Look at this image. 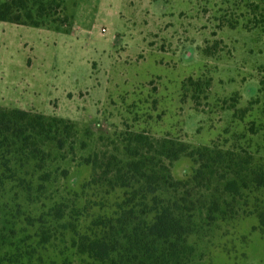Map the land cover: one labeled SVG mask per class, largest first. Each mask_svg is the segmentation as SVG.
I'll return each instance as SVG.
<instances>
[{"label": "rangeland", "instance_id": "obj_1", "mask_svg": "<svg viewBox=\"0 0 264 264\" xmlns=\"http://www.w3.org/2000/svg\"><path fill=\"white\" fill-rule=\"evenodd\" d=\"M247 1L260 0H67V30L0 21V105L67 117L78 130L74 153H53L48 171L37 172L48 179L37 196L121 194L83 188L92 167L81 158L121 154L126 130L192 146L239 145L264 166V22L256 26L264 4L254 13ZM222 17L256 28L220 27ZM216 42V53L205 55ZM207 76L211 87L198 102L184 84ZM235 100L236 116L226 108ZM194 166L182 155L171 172L186 179ZM243 194L236 219L206 238L189 237L202 264H264L254 212L264 208V188ZM66 254L77 263L71 250Z\"/></svg>", "mask_w": 264, "mask_h": 264}, {"label": "trees", "instance_id": "obj_2", "mask_svg": "<svg viewBox=\"0 0 264 264\" xmlns=\"http://www.w3.org/2000/svg\"><path fill=\"white\" fill-rule=\"evenodd\" d=\"M66 1L0 0V21L67 30ZM262 4L247 1L245 7L256 13ZM240 25L256 28L220 18V27ZM216 51L217 42L203 48L208 56ZM211 83L209 76L188 77L184 86L199 102ZM237 101L226 107L234 116ZM77 134L70 118L0 105V264H70L69 250L76 264H202L189 237L206 238L236 219L243 193L264 188V166L247 148L216 141L192 146L169 134L155 139L146 130H126L121 154L95 151L81 158L92 167L83 188L121 194L37 196L48 182L37 172L48 171L53 153H74ZM182 155L195 166L186 179H176L171 166ZM254 212L264 233V208Z\"/></svg>", "mask_w": 264, "mask_h": 264}]
</instances>
